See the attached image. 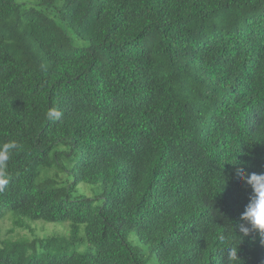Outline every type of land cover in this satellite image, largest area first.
I'll return each instance as SVG.
<instances>
[{
    "label": "trees",
    "instance_id": "obj_1",
    "mask_svg": "<svg viewBox=\"0 0 264 264\" xmlns=\"http://www.w3.org/2000/svg\"><path fill=\"white\" fill-rule=\"evenodd\" d=\"M11 141L0 219L70 227L0 264H264L236 228L264 174V0H0Z\"/></svg>",
    "mask_w": 264,
    "mask_h": 264
},
{
    "label": "rangeland",
    "instance_id": "obj_2",
    "mask_svg": "<svg viewBox=\"0 0 264 264\" xmlns=\"http://www.w3.org/2000/svg\"><path fill=\"white\" fill-rule=\"evenodd\" d=\"M96 193L93 186L88 184H79L71 191L70 196L75 197H92ZM14 220V221H13ZM25 228L17 226L15 223V217L12 213H7L0 219V243L5 241H25L31 242L35 238H50V237H66L69 235V222L65 223H53L47 221H32L23 219ZM20 222V223H23ZM29 227V228H28ZM80 237H83L82 226L79 230ZM129 244L134 248H138L141 251H145V247L142 246L134 233H131L128 237ZM80 252L86 250V243L77 245ZM146 254V253H145ZM152 264L151 261H149Z\"/></svg>",
    "mask_w": 264,
    "mask_h": 264
},
{
    "label": "clouds",
    "instance_id": "obj_3",
    "mask_svg": "<svg viewBox=\"0 0 264 264\" xmlns=\"http://www.w3.org/2000/svg\"><path fill=\"white\" fill-rule=\"evenodd\" d=\"M52 114L59 115L58 112L53 113L50 111L49 115ZM19 147L20 146L15 141H11L9 144L5 145L4 152L0 153V187L8 182L5 177L7 175L6 169L9 155L13 150ZM247 183L251 186L252 191L249 196V202L241 213V223H238L236 228L242 234L239 236L241 240L243 237L255 232L261 237V242L264 243V174H252L250 178H248ZM237 252L238 250L235 251L234 255L238 264L241 260L237 256Z\"/></svg>",
    "mask_w": 264,
    "mask_h": 264
}]
</instances>
